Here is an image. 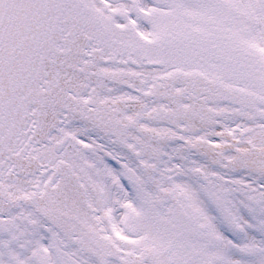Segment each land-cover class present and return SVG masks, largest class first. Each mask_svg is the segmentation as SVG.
<instances>
[{"label":"snow or ice","instance_id":"6c2138e0","mask_svg":"<svg viewBox=\"0 0 264 264\" xmlns=\"http://www.w3.org/2000/svg\"><path fill=\"white\" fill-rule=\"evenodd\" d=\"M0 264H264V0H0Z\"/></svg>","mask_w":264,"mask_h":264}]
</instances>
